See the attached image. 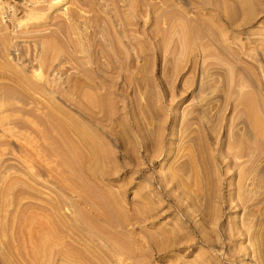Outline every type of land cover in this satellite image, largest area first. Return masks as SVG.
<instances>
[{"label":"rangeland","instance_id":"1","mask_svg":"<svg viewBox=\"0 0 264 264\" xmlns=\"http://www.w3.org/2000/svg\"><path fill=\"white\" fill-rule=\"evenodd\" d=\"M22 213L81 264H264V0H0V264Z\"/></svg>","mask_w":264,"mask_h":264},{"label":"bare ground","instance_id":"2","mask_svg":"<svg viewBox=\"0 0 264 264\" xmlns=\"http://www.w3.org/2000/svg\"><path fill=\"white\" fill-rule=\"evenodd\" d=\"M55 133L58 136H62L64 130L62 127H57ZM47 141L49 140L47 139ZM61 149L64 148L56 147L55 152L63 158L65 164L72 170V174L66 181L83 180L85 178L82 168L83 160L85 159L84 154L66 147L62 152L60 151ZM104 152V149L93 148L92 158L95 164L100 163ZM12 221L14 223L12 226L5 225L6 231L3 235L8 244L11 243L9 245L12 246L13 257L17 259L19 264H42V260H50L56 255L54 254V248H60L63 245L64 236L58 225L51 219V216L22 213L13 218ZM162 235L166 236L167 244L161 250L168 252L169 249L174 248L173 245L177 244V241H175L176 233L164 231ZM112 249L118 258L123 256V251L118 245L112 243ZM56 256L59 258L63 257L65 261L75 260V262L80 264L87 260V257H90L86 249L82 252H78V250L64 252L61 250Z\"/></svg>","mask_w":264,"mask_h":264}]
</instances>
